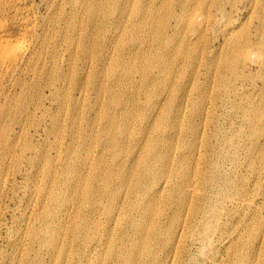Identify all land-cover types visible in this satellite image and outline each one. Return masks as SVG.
I'll return each instance as SVG.
<instances>
[{"label":"rangeland","instance_id":"374dc122","mask_svg":"<svg viewBox=\"0 0 264 264\" xmlns=\"http://www.w3.org/2000/svg\"><path fill=\"white\" fill-rule=\"evenodd\" d=\"M94 1H95V3H94ZM106 1H108V0H103V1L102 0H91V4H93V5H90L91 9H89V10H91V11L87 13L88 15L85 14V11H82L80 8L76 9L75 25L77 24L76 25L77 30H76V28H75V30L78 31V33L76 32V35L79 37V35L84 34L87 37L86 42H85L87 44H85L86 45L85 47H83L81 49L79 48L81 50V51H78V53H77L78 54L77 56H79V58L76 56L77 60H75V64H76V68H77L76 71L77 72H75L76 75H75L74 86L72 87V85H73L72 81L69 80L66 83V88H62V90L60 89L58 91L59 94L57 93L56 96H52V95H50L49 89L43 85L42 89L46 95L43 98V100H44L43 103H45V104H43V106L38 110L34 107L35 106L34 105V99L35 98L31 101L29 100L30 102L28 105V109H29L30 115L28 117L25 116V118L23 120L24 122L22 121V123L25 124V127L27 126V128H25L26 131L28 128H30V127L31 128L28 129L27 136L25 137L26 140L25 139L22 140L20 148L18 147L17 150L14 149V151H12L11 155H10L11 157H13V156L18 157V156H21L20 155L21 153L22 154L25 153L24 156L27 157V160L25 157H23L20 160L22 163L19 161L21 164L18 161L17 162L13 161L14 164H13V162H11L12 163L11 166L9 165L11 163H9V160H8L7 161L8 162L7 168L11 167L10 170L12 172L11 181H10L11 184L9 183V186H8V189L10 191L7 189L9 192L7 190H5L3 192L1 190V186H0V197H2V199L0 198V205H1L0 206V213H1L0 214L1 215L0 216V252L3 251L2 253H0L1 254L0 255V264H4V263L5 264H9V263L13 264V262L15 264L17 259L20 257L19 256L20 251L17 249V246L24 242V241H22V240H24V238L22 239V237L24 235L22 232H25L27 230L26 229L27 228L26 227L27 226L26 220H27L28 216H30V214H31L32 206L35 205L36 203H39V201H37V200L43 199V197H42L43 194L40 191L41 187L39 185L45 186V184H46L48 186V184H50V183H48V184L46 183L45 178H43L44 175H42V174H44L43 172H44L45 168H47L53 164L55 165V163H56V165H55L56 167L54 165H53V167L55 170L57 169L56 172L58 173V176L60 177V176H62L63 171H64V168H63L65 166L64 163L66 162L67 157L69 155H71L73 160L80 163L78 169H79V172L81 173V172L86 171V170H84V169H86V168H84L85 165L83 166V163H81L87 159V157H85V156L94 153V154H92L95 157L94 160H98L100 157L102 160L103 156H100V153H101V155L102 154L105 155L103 161L105 160L107 164H109V161H111L112 166L115 165V166H113L112 178H113V180H115L114 182H117L116 181L117 180L116 178L118 176L117 172L120 171V172H122L121 173L122 177H127L128 172L130 174L131 173L130 171L133 169L132 168V166H133L132 159L133 158L138 159L139 157L143 156L142 154L146 153L145 152L146 149H144L146 146L145 144H147L146 141H148L149 138H155L156 139L157 134H158L159 139H158V137L156 139V142H158L156 144V145H158V146H156V150H157V152H159V151L160 152H159L158 160L156 161V159H155V161L157 162V167L155 166L154 168H151L152 170H154L153 171L154 178H152L153 176L149 177V179L142 181V183L140 185L136 182V184L139 187L137 188L136 191L135 190L133 191V193H134V194L132 193L133 195L131 194L133 196V197L131 196V198L136 199V201H135L136 206L140 205V204H142L143 206L146 205L147 201L142 202L143 199H168L169 198V191L174 193L176 191L175 189H177V191L180 194H177V193H174V194H176L178 196L181 195V197H182L184 195L183 192H184L186 186L189 188V186L185 184L186 179H184V176L182 178L181 174L180 175L171 174L169 179L171 178L172 180L170 179L171 181L169 180L170 182H167L168 185L165 183L163 185L164 186L167 185V186L164 187L162 185V187H164L165 190H161L160 192L154 190L155 188H158V190L160 189V185L162 184L160 181L162 179L161 175H163V172L166 174V171L163 169V166L161 167V165H159V164L163 160V155L167 154V152L169 154H170V152L172 153V154H170L171 155L170 159L172 160V163L170 166H174V164L178 165L182 161L184 162L185 166L186 165L191 166L192 175L190 178L193 179V182L197 181L195 183V185L192 184L193 187H191V188H195L197 190V193H199V194H196V196H194L196 201H194V198L192 200V199H189L191 197L185 198L186 196L185 195H184L185 197L183 196V198L186 200H185V203H183L184 205L183 206L181 205V209L183 207V210L181 211L182 215H180V218H181V216H183L181 218V220L183 222V223H181L182 224L181 227H183V229L181 228L182 230L181 229L180 230L182 232L183 231L184 232L182 233L181 231H179L182 234H180L178 232L177 235L170 234V236H168L166 232L162 231L163 234H161V236H159L160 238L157 239V241L155 242L156 245L155 244L153 245V253L146 256V258H145L146 263L147 264H239L241 262V261L239 262V260H240L239 255H241L240 253L243 251L242 253L244 255L243 254L242 255L245 257V261H246L245 263L246 264H264V235H263L264 234V171L260 172V170L258 169V166H259L258 162H257V164L254 163L253 166L251 165L252 160H254V161L257 160V153L255 150L251 149L249 146L250 145L249 123H248V119H247V110H245V109H247L246 106L248 105L250 98H257V94L260 92V89H261L262 78L264 77V71L260 69V62H262V60H264V0H216L217 6H214V5L210 6L212 4V3H210L211 1L205 0V1H208V3H206V8H205L206 11H204V13H203V19L205 18V20H204L205 23H204V29H203V31L200 30V33L197 32L194 28H192L190 26H188L189 28L186 27L188 24H187L185 19H182L181 24H180V22H175L174 16H172V9L174 8L175 2L177 0H168V3H164V4H163L164 0H159V1L158 0H147L148 3L146 0H140V3L138 2L139 0H131V2L135 1L136 3L135 2L131 3L130 0H126V1H124V0H114V1L109 0L108 2H106ZM194 1H195L194 2L195 4L193 3V0L189 1L190 2L189 6L191 8L194 7L195 5H197V3H198V0H194ZM138 3H139V5L137 7ZM152 3H153V5H152ZM192 3H193V5H190ZM104 4L107 6H104ZM109 4H110V6H113L114 9L112 7H110ZM132 4L133 5L135 4L136 8H135V5L133 7ZM148 4H151L150 6H152V7L147 6ZM165 4H166V6H165ZM124 5H127V6H124ZM159 5H160V7H159ZM208 5L210 6V8ZM139 6H141V7H139ZM99 7H101V8H99ZM127 7H129L130 10ZM147 7L149 9H147ZM161 7L164 9H162ZM168 7H169V9H168ZM94 8H95V10H94ZM142 8H145L148 11H146L145 9H142ZM101 9H102L103 13H102ZM135 9H137V10H135ZM157 9H159V10H157ZM77 10L80 12H78ZM89 10H87V11H89ZM104 10H106V11L108 10V11L105 12ZM162 10L165 12V15H164ZM177 10H178V12H180L178 8H177ZM81 11H82V13H81ZM94 11H96V15L93 16V14H95ZM98 11L101 14H99ZM41 12L43 14H46V8L42 7ZM97 12H98V14H97ZM104 12L107 15H104L105 14ZM122 12L124 13V15ZM128 12H129V14H128ZM144 12L146 14H144ZM153 12H156V13H153ZM151 13H153V15ZM155 15L157 16L156 19H155V17H156ZM81 16H83V17L81 18ZM127 16H129V17H127ZM158 16H159V18H158ZM143 17L145 19H148V21L147 20L145 21V19ZM209 17H210V19H209ZM85 18H87V19H85ZM104 18H107V19L104 20ZM149 18H150V20H149ZM163 18H165L164 19L165 22H164ZM141 19L143 21H141ZM154 19L156 20V22H161V23H159V24L156 23ZM80 20H81V22H80ZM96 20H98L99 23L96 22ZM124 20H125V22H124ZM132 20L134 23H132ZM139 20H140V22H139ZM85 21H87V22H85ZM126 21H128V22H126ZM150 21H151V23H150ZM229 22H231V23H229ZM85 23H87V24H85ZM97 23L100 25L97 26L96 25ZM123 23H126V24L124 25ZM169 23H170V25H169ZM177 23H179V25H177ZM206 23H208V24L205 25ZM129 24L130 25L134 24V25L130 26ZM147 24H148V26H147ZM126 25H127V28H126ZM161 25L167 31L163 27H161ZM99 26H101V27H99ZM150 26H152V27H150ZM156 26L158 27V29ZM166 26H168V27H166ZM134 27H136V28L139 27V29H136ZM141 27H143V28L145 27L146 29L145 28L143 29ZM78 28H80V30H78ZM140 28L143 29L144 34L142 32H141V34H139L140 33L139 31H142ZM148 28H149L150 32L148 31ZM185 28L188 30H186ZM178 29H180L181 32ZM82 30H84L85 32ZM128 30H130L129 34H128L129 36L126 35L128 33ZM144 30H146V31H144ZM183 30H184V32H183ZM96 31H97V33H96ZM99 31L101 33H99ZM133 31H135V32H133ZM136 31H138V34ZM119 32L121 33V35H123V36L126 35V36L122 37ZM160 32H162L161 35H160ZM188 32H190V34ZM122 33H124V34H122ZM179 33H181V34H179ZM97 34H98V37L96 36ZM87 35H89L90 37L92 35L91 39ZM151 35L152 36L154 35L153 38ZM187 35H189L188 36L189 38H187ZM112 36H113V38H112ZM133 36L135 37L134 39L131 38ZM143 36L146 38L144 39ZM164 36H165V38H164ZM169 36H171V38ZM96 37L99 39V41ZM127 37L129 39L131 38L133 41H131V39L129 40ZM197 37H199L201 41ZM201 37H202V39H201ZM141 38H142V40H141ZM93 39H95V41ZM117 39H119V41ZM185 39L186 40L188 39V40L186 41ZM247 39H249V40L247 41ZM88 40H90L91 43L93 42V44H90V41L88 42ZM126 40H127V42H126ZM161 40H163V41L161 42ZM173 40H174V42H172ZM205 40H206V42H205ZM117 41H118V43H120V45L118 43H116ZM95 42H96V44H95ZM131 42H132V44H130ZM157 42H159V43H157ZM126 43H128L129 45ZM139 43H142V44L144 43L143 46H145V47H143L142 44H139ZM206 43H207V45H206ZM100 44H101V46H99ZM115 44H116V46H115ZM195 44H197V46ZM200 44H201V46H200ZM160 45H161V47H160ZM186 45L189 47H186ZM191 45L193 46V48L191 47ZM123 46H124V48H123ZM114 47H117V48L119 47V48L117 50V48L115 49ZM162 47H163V49H162ZM182 47H184V49ZM185 47H186V49H185ZM253 47H254V50H253L254 53L251 52L252 53L251 54L252 56H251L247 50L250 48H253ZM89 48L93 49V50H90ZM110 48H111V50H110ZM196 48L197 49L199 48V49L197 50ZM83 49H85V51ZM96 49H98V51ZM188 49H190V50H188ZM76 50H78V48H76ZM119 50H120V52H119ZM129 50H130V52H128ZM134 50H136V51H134ZM157 50H159L160 52ZM238 50H240V51H238ZM111 51H112V53H111ZM117 51H118V53H117ZM161 51L162 52L164 51V52L162 53ZM171 51L172 52L175 51L176 54H174L175 52L172 53ZM85 52H87V55H85ZM93 52L95 53V55H97L98 58L94 57L95 55H93L94 54ZM115 52H116V55L118 54V56L115 55ZM123 52H125V53H123ZM135 52L137 54H135ZM83 53L85 56H88V55L89 56L84 57ZM156 53H158V54H156ZM182 53H184L185 55ZM110 54H112V55H110ZM166 54H167V56H166ZM146 55H147L148 59L145 58ZM159 55L161 56V58ZM256 55H257V57H255ZM80 56L82 58L84 57L83 60ZM134 56H135V58H134ZM184 56H186L187 58ZM250 56H251V58H250ZM141 57H142V59H140ZM181 57H182V59H181ZM87 58H90V59H87ZM95 58H97V59H95ZM108 58H109V60H108ZM116 58H118L119 62L117 61ZM119 58H120V60H119ZM149 58H152V59L150 60ZM162 58L165 61H162L163 60ZM200 58H201V60H200ZM225 58L227 59V61L225 60ZM84 59H87V62H85ZM115 59H116V61H115ZM124 59L127 62H123ZM144 59H145V61H144ZM158 59H162V60H158ZM136 60H137V65L135 64ZM154 60H155V62L158 61V63H155ZM168 60H171V61H168ZM222 60L223 61L225 60L226 63H224ZM228 60H229V62H228ZM257 60H260V61L258 62ZM106 61H107V63H106ZM148 61L155 66L151 67L153 65L150 64ZM159 61H161V62H159ZM197 61H200V62H197ZM231 61H232V63H231ZM166 62H167V64H166ZM85 63H87V64H85ZM147 64L148 65L150 64L151 66L149 65V67H148ZM169 64L171 66H169ZM191 64H192V66H190ZM100 65H101V67H100ZM110 65H112V66L110 67ZM113 65H114V67H113ZM118 65H120V66H118ZM138 65H139V67H137ZM146 65H147V68H146ZM164 65H167V66H164ZM231 65H232V67H231ZM85 66H87V67H85ZM178 66H179V68H178ZM233 66H234V68H233ZM126 67H129V68H126ZM130 67L132 69H130ZM187 67H188V69H186ZM111 68L113 70H110ZM117 68L119 69L118 71H117ZM140 68H142V70ZM157 68H159V69H157ZM171 68H172V70H171ZM83 69L87 70V71L89 69L90 71H88V72H90V73L83 74V72H87V71H84ZM153 69H154V71H153ZM163 69L166 72H164ZM106 70H107V72H106ZM145 70L147 71V73ZM108 71L109 72L112 71V72L109 73ZM138 71H139V74H138ZM170 71H172V73ZM130 72L133 74H131ZM135 72L137 73V75ZM168 72H169V74H168ZM214 72H216V73H214ZM117 73H118V76H117ZM122 73H124V74H122ZM164 73L165 74L167 73V74L165 75ZM127 74L128 75L130 74V76H128ZM140 74H141V76H140ZM149 74H150V76H149ZM82 75L85 77H83ZM102 75L105 76V78ZM112 75H113V77H111ZM133 75L135 77L136 76L137 77L135 78ZM108 76H110V78ZM127 76L130 77L129 78L130 80L128 79ZM144 76H145L146 81L149 79L147 81V83H146V81L144 82ZM141 77H143V78H141ZM154 77H155V79H154ZM85 78H88V80H90V81H88ZM116 78L118 79V82L115 81V80H117ZM163 78L165 79V81ZM140 79H143V80L140 81ZM179 79H181V80H179ZM217 79H218V81H216ZM100 80H102L101 81L102 83L100 82ZM120 80L122 81V85H121V82L119 83ZM124 80H125V82H124ZM160 80H162V82ZM82 81H83V84L85 86H89V87H85L81 83ZM105 81H106V83H105ZM136 81H138V82H136ZM169 81H171V82H169ZM95 82H98V83H95ZM132 82H133V84H132ZM154 82L156 84H153ZM222 82H223V84H222ZM88 83H89V85H88ZM117 83H118V85H117ZM159 83H161V85H159ZM164 83H166V84H164ZM186 83H187V85H186ZM103 84H105L106 86ZM110 84H111V86H110ZM138 84L140 85V87ZM101 85H103V87ZM127 85H129V86H127ZM163 85L165 86V88ZM172 85H173V87H172ZM99 86H100V88H99ZM118 86L122 89H120ZM148 86H149V92H148ZM108 87L110 88V90ZM113 87L116 89L117 92L115 91V89ZM123 87L126 90H124ZM144 87L147 89H145ZM170 87H171L172 92L169 91ZM111 88H112V90H111ZM117 88H119L120 90ZM138 88H139V90H138ZM85 89H87V90H85ZM95 89L96 90L98 89V90L96 91ZM105 89H106V91H105ZM121 90H124V91L122 92ZM162 90H164V91H162ZM253 90L254 91L256 90V92H254L255 94L252 96L251 94H252ZM78 91L80 92V94H83V93L84 94L79 96ZM87 91H91V92H87ZM99 91H101V93ZM113 91H115V92H113ZM154 91L155 92L157 91V92L155 93ZM111 92L114 94V96H112ZM124 92H125V94H127L126 96H125ZM133 93H135V95ZM98 94H101V95H98ZM107 94H110V96ZM115 94H116V96H115ZM63 95H64L65 100L63 99ZM65 95L68 96L69 98L68 97L66 98ZM117 95L119 96V99H116ZM120 95H121V98H120ZM173 95L175 97H173ZM82 96L85 98H83ZM97 96H99V98H96ZM113 97L116 100H114ZM58 98H61V99H58ZM74 98H77V99H74ZM126 98H127V100H126ZM151 98H153V99L151 100ZM167 98H168V100H167ZM187 98H188V100H187ZM100 99L101 100L103 99V100L101 101ZM106 99L108 100L107 102H105ZM110 99H112V100H110ZM163 99L165 101L167 100L166 103H164L165 101ZM170 99H171V102L174 101V102H172V104L171 103L169 104ZM248 99H249V101H248ZM62 100L64 102H62ZM84 100H86V101H84ZM94 100L95 101L100 100V101L95 102ZM60 101L62 102L61 104H60ZM77 101H78V103H77ZM113 101H115L116 103ZM65 102H67L69 104H67ZM124 102H125V105H123ZM58 103L62 107L60 105H58ZM64 103H65V105H63ZM97 103L100 104L101 106L96 105ZM101 103H103V104H101ZM117 103H118V105H117ZM153 103H154V105H152ZM73 104L75 105V107H73L74 106ZM76 104H77V106H76ZM92 104H94V105H92ZM166 104L169 105V106L167 105L169 108L166 106ZM108 105H110V106H108ZM120 105H121V107H119ZM133 105H135V106H133ZM95 106H96V108H95ZM43 107H44V109H43ZM115 107L117 109H114ZM127 107H129L130 109ZM161 108L164 109L165 111H163ZM57 109H59V110L57 111ZM94 109H96V111ZM103 109H106L104 111H106L107 115H109V113L113 110L112 111L113 113L111 112L110 114H111V116L113 115L116 118V120L118 118L119 120L122 121V123H121V121L117 120V124H119L118 126L122 127L121 129L114 130L111 126L104 124V123H106V118H104V117H106V114H104L105 112H102ZM119 109H121V111ZM34 110H35V114L33 113ZM97 110H98V113H97ZM126 110H129V111L127 112ZM157 110H159V111H157ZM161 110L164 112V114ZM134 111L136 112V114L133 113ZM39 112H41L40 115L42 116V117L40 116V118H39ZM57 112H58V114H57ZM78 112H80V113H78ZM158 112H159V114H158ZM167 112H169V113H167ZM53 113L55 116L53 115ZM130 113H132V115ZM47 114H49V116ZM116 115H117V117H116ZM121 115H123V116L125 115L124 118ZM140 115H141V118H140ZM51 116H53V117H51ZM57 116L60 118H58ZM102 116H104V117H102ZM153 116L155 118H157V120L154 119ZM98 117H100V118H98ZM101 117H102V119H101ZM131 117H132V119H131ZM136 117H139V118H136ZM28 118H30L32 120L30 121V119H28ZM52 118H53V120H51L52 121V123H51L50 119H52ZM56 118H57V120H56ZM73 118L76 120L74 121ZM133 118H135V120ZM160 118L162 119V121L160 120ZM71 119H72V121H71ZM78 119H79V124H77ZM48 120L50 123L48 122ZM89 120H90V122H89ZM33 121H35V122H33ZM96 121H97L98 125L96 124ZM139 121H140V123H139ZM170 121H172V122H170ZM129 122H131L132 128H133L132 131L135 134L132 132L133 136H130L128 139V137H126V135L127 136H129V135L126 132H124L125 131L124 128H126L127 125L130 126ZM148 122H149V124H148ZM150 122H152L153 124H151ZM156 123L158 124V126L156 125ZM159 123H161V124H159ZM39 124H41V125H39ZM75 124L79 125V126L76 127ZM146 124H147V126H145ZM46 125H47V127H46ZM65 125H67V126H65ZM93 125H95L97 130L95 129V127ZM14 126L16 127L15 128L16 131L21 130V129H19L20 126H18L17 124H15ZM60 126H63V127L59 128ZM71 126H72V128H71ZM73 126H75V127H73ZM123 126H125V127H123ZM150 126H151V128H150ZM33 127H35V128H33ZM48 127H50V129ZM103 127L105 128V130H107V128L109 130H107V132L106 131L103 132V130H104ZM109 127H111V128H109ZM43 128H44V130H42ZM51 128H53V129H51ZM136 128H138V129L136 130ZM58 129L61 130V131L59 130V133L61 135H58ZM111 129H112V132H109ZM139 130H140V133H139ZM55 131H56V133H55ZM85 131H89V132H85ZM101 131H102V133H104V134H102L104 136L101 135ZM142 131H144V132H142ZM148 131L149 132L151 131V133H148ZM42 132H44V133H42ZM71 132H73V135ZM74 132H76V133L74 134ZM96 132H97V134H95V136H94V133H96ZM152 132L156 136L153 135ZM45 133L46 134L48 133V134L46 135ZM88 133H90V134H88ZM112 133L114 134L116 139H118L119 141L121 140L120 142H122V144L126 148L123 147V149H120V151H118L119 149L116 148L117 149V151H116L115 147L113 148V147L109 146V143H107V142H108V139ZM196 133L198 136L196 135ZM32 134H34V136ZM91 134H92V136H90ZM98 134H99V136H98ZM143 134H144V136H143ZM149 134L151 135V137ZM87 135L90 136L92 139H89L90 137L88 138ZM135 135H136V137H135ZM30 136H31V138H30ZM75 136H76V138H75ZM100 137H102V138H100ZM10 138H12V139H10V143H11L10 145L11 146L19 143L18 141L20 139H18V137L14 138L13 133L10 135ZM55 138H56V140H55ZM58 138L60 141L58 140ZM93 138H94V140H93ZM141 138H143V140ZM14 139H16V140H14ZM134 139H135V141L133 142ZM164 139H165V141H164L165 143L163 142ZM12 140H13V142H12ZM72 140L73 141L75 140V141L71 142ZM85 140H87V141H85ZM15 141H16V143H14ZM40 141L41 142L43 141V142L41 143ZM92 141L94 143L93 146H92L93 143H91ZM97 141L99 142V144ZM75 142L76 143L78 142L77 145L75 144ZM50 144H52V145H50ZM69 144H71V145H69ZM140 144H141V147H140ZM72 145L76 146L74 148V150L77 151V152H75V154L73 152L72 153L69 152V151H72V148H73ZM107 145H108V147H107ZM137 145H139V146H137ZM142 145H143V147H142ZM164 145H166V146L168 145V147H167L168 151L164 148V147H166ZM29 146L30 147L33 146V147L30 149ZM85 146H87V147H85ZM89 146H91L93 148L90 147V149H88ZM26 147H27V149H26ZM43 147L44 148L46 147L45 149H47V150H44ZM139 147H140V149H139ZM21 148H23V149H21ZM37 148L41 151H39ZM111 148L114 150H112ZM169 148H170V150H169ZM85 149H87L88 151ZM124 149H126V151ZM81 150H83V151H81ZM91 150L93 152H91ZM107 150L109 153L106 152ZM139 150L140 151L142 150V151L140 152ZM143 150H145V151H143ZM16 151L19 153V155ZM89 152H90V154H89ZM120 153L122 155L123 154L124 155L121 157ZM138 153H139V157H138ZM126 154H127V156H126ZM28 155L32 158V162L29 160L30 157H28ZM42 155H44V157ZM97 156H98V159H97ZM63 157L65 158V160ZM76 157H77V159H76ZM123 158L125 161H122ZM43 159H45V160H43ZM57 159L59 161H57ZM61 160H63V161L60 162ZM82 160H84V161H82ZM121 161H122V163H121ZM155 161H154V163H155ZM57 162H58V164H57ZM96 162L97 161L92 162L91 165L92 166H95V164L97 165ZM59 164H61V165H59ZM111 164H109V165H111ZM254 165H255V167H254ZM118 166L120 168H118ZM19 167H20V169H19ZM17 169H19V170H17ZM194 169H198L199 173H195L193 171ZM114 171L116 173H114ZM79 172L73 171L70 174V178L78 177ZM201 173L204 176H206V180L204 182H202ZM194 174L196 175V178H195ZM163 177H166V175ZM182 182H183V184H182ZM198 182H199V184H198ZM200 182H201V184H200ZM96 184H98V183H96ZM197 184H198V186H197ZM196 186H197V188H196ZM56 187H57V185H56ZM63 187L64 186L62 185L60 188L62 189ZM125 187L126 186H124L122 188V191L124 189L126 190ZM49 188H50V186L47 187L48 190H49ZM64 188L62 189L64 196H69V198L72 197L74 199L79 198L77 196V194L74 193L73 190L71 191V190H68L66 188L64 189ZM198 189L200 191H198ZM181 191H182V193H181ZM37 193L39 196L37 195ZM147 193H150L149 196H147ZM197 196H199V197L197 198ZM36 197H37V199H36ZM183 198H181V199H183ZM3 200L5 201V203ZM252 201H253V203H252ZM33 202H34V204H32ZM190 202H191V204H193V203L196 204L195 206H196L198 211H197L195 216L193 215L192 212H189L188 206L190 207V205H191ZM241 203H244V205ZM40 206H41V204H40ZM160 206H161L160 213L161 214L163 212L165 213V214L163 213L162 221L165 222L166 217H169L172 220L173 213H174V212L170 211L172 209H170L168 206H164L163 204H160ZM245 210H246V212H245ZM142 214L143 213L141 211H137V210L132 211V214L128 213L127 219H126L127 221L125 220V223L123 224L124 229H126V231H127V234L130 235V237L132 236L131 238L134 241H138V238L134 237V230L132 228L131 221L134 219L138 221V218H139V220H141V217L143 219L144 215L142 216ZM170 214H172V215H170ZM106 215H107V218L110 219V222H111V216L112 215L110 216L109 213ZM96 216L98 217L99 215L96 214ZM211 219H212V221H211ZM185 220H186V223H185ZM203 221H208V222L203 223ZM126 223H127V225H126ZM183 224H184V226H183ZM187 225H188V228H187ZM211 226H212V228H211ZM210 229H211V231H210ZM128 230L131 234L128 232ZM19 231H20V233H19ZM254 231H255V233H254ZM198 232H206L205 238L201 237V235H199L200 233H198ZM257 234H259V235H257ZM18 235H19V237H18ZM162 235H163V238H162ZM182 237H183V239H182ZM164 238H166V241L169 239V241L168 242L164 241L165 240ZM17 240H19V242ZM247 240H248V242H246ZM173 242H175V244ZM157 244L160 245V247H158ZM176 244H177V247L175 248ZM242 246L245 248H243ZM13 249H14V251H13ZM136 249L138 250V248H136ZM136 249H135V251H136ZM155 251H156V253H155ZM169 251H170V254L168 253ZM238 251H240V252H238ZM171 253H172V255H171ZM234 253L235 254L238 253L236 255L237 258H236ZM157 254H159L160 256L158 257ZM9 258H10V260H9ZM166 258H168V259H166ZM253 258H254V260H253ZM245 263H242V264H245ZM84 264H86V261Z\"/></svg>","mask_w":264,"mask_h":264},{"label":"bare ground","instance_id":"6f19581e","mask_svg":"<svg viewBox=\"0 0 264 264\" xmlns=\"http://www.w3.org/2000/svg\"><path fill=\"white\" fill-rule=\"evenodd\" d=\"M103 1V0H102ZM109 1V0H108ZM106 1V2H108ZM114 1V0H113ZM126 1V0H124ZM147 1V0H146ZM159 1V0H158ZM166 1V2H165ZM190 1V0H189ZM188 0H177L175 2V6L172 9V16H174L175 22H180L182 19H185L187 22V26H190L192 28H194L197 32L200 33V30L203 31L204 29V20L203 19V13L206 8V3H208V1L205 0H198L197 5H195L194 7H190L189 6V2ZM211 1V2H210ZM209 2L212 3L210 6L214 5L217 6L216 0H210ZM98 2V1H97ZM101 2V1H100ZM111 2V1H110ZM129 2V1H128ZM131 2V0H130ZM135 2V1H132ZM131 2V3H132ZM140 3V0L138 1ZM195 1L193 0V3ZM95 3V1H94ZM118 3V2H117ZM130 3V4H131ZM136 3V2H135ZM139 3L137 4V7L139 5ZM142 3V2H141ZM145 3V2H144ZM148 3V1H147ZM150 3V2H149ZM164 3H168V0H164ZM173 3V2H172ZM190 4V5H193ZM209 3V4H210ZM219 3V2H218ZM106 4V3H105ZM104 6H107L105 5ZM108 4V3H107ZM111 4V3H110ZM109 4V6H110ZM114 4V3H113ZM112 4V5H113ZM116 4V3H115ZM160 4V3H159ZM195 4V3H194ZM93 5L91 4V0H0V186H1V190L4 192L5 190L8 189L9 183L11 181V176H12V172H11V167L7 168V161L9 160V163L11 162H19L21 160V158L25 157L24 154L25 153H21V156L18 157H11V152L15 150H17V148L21 146L22 140L25 139V137L27 136V131L25 128H27V126L25 127V124L22 123V121L24 120L25 116L28 117L29 114V109H28V105L29 102L31 100H33L34 98V107L38 110L40 109L43 104V98L45 95V92L42 89V86L44 85L45 87H47L50 91V95L52 96H56L57 93L59 94V90L62 88H66V83L71 80L72 81V87L75 84V72L76 71V64H75V60L76 56L78 55V51H81L80 49L85 47L87 43L86 42V36L83 34L79 35V37L76 35V32L78 33L77 30V24L75 25V19H76V9L80 8L82 11H85V14H87L88 12H90L91 10V6ZM95 5V4H94ZM123 5V4H122ZM133 5V4H132ZM135 5V4H134ZM133 5V7H134ZM144 5V4H143ZM151 4H148L147 6H150ZM153 5V3H152ZM172 5V4H171ZM219 5V4H218ZM127 6V5H124ZM130 6V5H129ZM145 6V5H144ZM157 6V5H156ZM166 6V4H165ZM209 6V5H208ZM209 6V8H210ZM42 7L46 8V14H43L41 12ZM113 8V6H110ZM121 7V6H120ZM141 7V6H139ZM160 7V5H159ZM163 7V6H162ZM161 7V8H162ZM98 8V7H97ZM96 8V9H97ZM101 8V7H99ZM105 8V7H104ZM109 8V7H108ZM107 8V9H108ZM129 8V7H127ZM136 8V5H135ZM158 8V7H157ZM177 8L179 9L180 12H178ZM208 8V9H209ZM93 9V8H92ZM106 9V8H105ZM114 9V8H113ZM122 9V8H121ZM124 9V8H123ZM138 9V8H137ZM135 9V10H137ZM145 9V8H142ZM147 9H149L147 7ZM147 9H145L146 11H148ZM155 9V8H154ZM160 9V8H159ZM157 9V10H159ZM164 9V8H162ZM169 9V7H168ZM89 10V11H87ZM95 10V8H94ZM111 10V9H110ZM130 10V8H129ZM152 10V9H151ZM156 10V9H155ZM154 10V11H155ZM161 10V9H160ZM78 11V10H77ZM81 11V13H82ZM93 11V10H92ZM102 11V9H101ZM105 12H107L106 10H104ZM122 11V10H121ZM163 11V10H162ZM169 11V10H168ZM208 11V10H207ZM80 12V11H78ZM96 15V11H94ZM99 12V11H98ZM97 12V14H98ZM104 12V13H105ZM135 12V11H134ZM158 12V11H157ZM80 13V14H81ZM84 13V12H83ZM92 13V12H91ZM103 13V11H102ZM109 13V12H108ZM111 13V12H110ZM121 13V12H120ZM123 13V12H122ZM126 13V12H125ZM143 13V12H142ZM156 13V12H153ZM153 13H151L153 15ZM164 15L165 12L163 11ZM162 13V14H163ZM79 14V13H78ZM90 14V13H89ZM99 14H101L99 12ZM112 14V13H111ZM110 14V15H111ZM129 14V12H128ZM144 14H146L144 12ZM159 14V13H158ZM88 15V14H87ZM103 15V14H102ZM104 15H107L106 13ZM103 15V16H104ZM124 15V13H123ZM122 15V16H123ZM143 15V14H142ZM141 15V16H142ZM161 15V14H160ZM78 16V15H77ZM118 16V15H117ZM120 16V15H119ZM156 16V15H155ZM207 16V15H206ZM83 16H81L82 18ZM90 17V16H89ZM96 17V16H95ZM106 17V16H105ZM121 17V16H120ZM129 17V16H127ZM154 17V16H153ZM167 17V16H166ZM101 18V17H100ZM133 18V17H132ZM135 18V17H134ZM144 18V17H143ZM157 18V16L155 17V19ZM159 18V16H158ZM87 19V18H85ZM89 19V18H88ZM97 19V18H96ZM99 19V18H98ZM107 18H104V20ZM122 19V18H121ZM137 19V18H136ZM145 19V18H144ZM153 19V18H152ZM154 19V20H155ZM165 18H163L164 20ZM169 19V18H168ZM210 19V17H209ZM84 20V19H83ZM91 20V19H90ZM112 20V19H111ZM119 20V19H118ZM134 20V19H133ZM132 20V23H134ZM148 21V19H145V21ZM150 20V18H149ZM162 20V19H161ZM170 20V19H169ZM207 20V19H206ZM89 21V20H88ZM93 21V20H92ZM95 21V20H94ZM100 21V20H99ZM131 21V20H130ZM141 21H143L141 19ZM208 21V20H207ZM81 22V20H80ZM87 22V21H85ZM96 22H98V20H96ZM104 22V21H103ZM125 22V20H124ZM128 22V21H126ZM140 22V20H139ZM156 22V20H155ZM165 22V20H164ZM168 22V21H167ZM166 22V23H167ZM174 22V23H175ZM201 22V23H200ZM89 23V22H88ZM93 23V22H92ZM99 23V22H98ZM96 24L97 26L100 24ZM106 23V22H105ZM151 23V21H150ZM156 23H161V22H156ZM163 23V22H162ZM183 23V22H182ZM231 23V22H229ZM263 23V22H262ZM87 24V23H85ZM94 24V23H93ZM118 24V23H117ZM124 25L126 23H123ZM122 24V25H123ZM140 24V23H139ZM142 24V23H141ZM208 23H206L205 25H207ZM84 25V24H83ZM95 25V24H94ZM102 25V24H101ZM121 25V24H120ZM130 25V24H129ZM132 25V24H131ZM130 25V26H131ZM134 25V24H133ZM132 25V26H133ZM138 25V24H137ZM143 25V24H142ZM146 25V24H145ZM152 25V24H151ZM154 25V24H153ZM156 25V24H155ZM167 25V24H166ZM170 25V23H169ZM177 25H179V23H177ZM79 26V25H78ZM92 26V25H91ZM140 26V25H139ZM148 26V24H147ZM85 27V26H84ZM88 27V26H87ZM101 27V26H99ZM106 27V26H105ZM137 27V26H136ZM134 27V28H136ZM152 27V26H150ZM157 27V26H156ZM155 27V28H156ZM161 27H163L161 25ZM168 27V26H166ZM180 27V26H179ZM76 28V30H75ZM89 28V27H88ZM103 28V27H102ZM109 28V27H108ZM118 28V27H117ZM116 28V29H117ZM127 28V25H126ZM130 28V27H129ZM132 28V27H131ZM143 28V27H141ZM140 28V29H141ZM145 28V27H144ZM143 28V29H144ZM154 28V27H153ZM164 28V27H163ZM183 28V27H182ZM189 28V27H188ZM91 29V28H90ZM94 29V28H93ZM99 29V28H98ZM115 29V30H116ZM136 29H139L136 28ZM143 29H141L142 31H139L141 34V32L143 33ZM146 29V28H145ZM158 29V27H157ZM165 29V28H164ZM186 29V28H185ZM193 29V30H194ZM78 30H80V28H78ZM88 30V29H87ZM97 30V29H96ZM102 30V29H101ZM106 30V29H105ZM120 30V29H119ZM118 30V31H119ZM127 30V29H126ZM155 30V29H154ZM161 30V29H160ZM159 30V31H160ZM166 30V29H165ZM180 31V29H178ZM188 30V29H186ZM207 30V29H206ZM84 31V30H82ZM93 31V30H92ZM98 31V30H97ZM96 31V33H97ZM103 31V30H102ZM109 31V30H108ZM121 31V30H120ZM129 31L126 34L127 36H129ZM132 31V30H131ZM146 31V30H144ZM149 31V28H148ZM147 31V32H148ZM152 31V30H151ZM157 31V30H156ZM155 31V32H156ZM167 31V30H166ZM85 32V31H84ZM89 32V31H88ZM117 32V31H116ZM135 32V31H133ZM132 32V33H133ZM138 34V31H136ZM146 32V33H147ZM150 32V31H149ZM181 32V31H180ZM184 32V30H183ZM195 32V31H194ZM205 32V31H204ZM99 33H101L99 31ZM98 33V34H99ZM104 33V32H103ZM107 33V32H106ZM120 33V32H119ZM159 33V32H158ZM162 32H160L161 35ZM171 33V32H170ZM190 34V32H188ZM95 34V33H94ZM98 34L96 35L98 37ZM124 34V33H122ZM136 34V33H135ZM144 34V33H143ZM153 34V33H152ZM155 34V33H154ZM181 34V33H179ZM178 34V35H179ZM117 35V34H116ZM121 35V33H120ZM124 35V36H126ZM134 35V34H133ZM89 36V35H87ZM101 36V35H100ZM99 36V37H100ZM122 37H124L123 35H121ZM139 36V35H138ZM142 36V35H141ZM149 36V35H148ZM152 36V35H151ZM150 36V37H151ZM154 36V35H153ZM152 36V38H153ZM189 35H187V38ZM203 36V35H202ZM92 37V35H91ZM91 37L89 36V38L91 39ZM96 37V38H97ZM105 37V36H104ZM115 37V36H114ZM117 37V36H116ZM144 37V36H143ZM171 38V36H169ZM180 37V36H179ZM200 37V36H199ZM197 37V38H199ZM101 38V37H100ZM106 38V37H105ZM113 38V36H112ZM119 38V37H118ZM128 38V37H127ZM131 38H135L134 36ZM130 38V39H131ZM146 37H144L145 39ZM148 38V37H147ZM156 38V37H155ZM163 38V37H162ZM165 38V36H164ZM98 39V38H97ZM120 39V38H119ZM119 39H117L119 41ZM125 39V38H124ZM129 39V38H128ZM129 39V40H130ZM159 39V38H158ZM176 39V38H175ZM174 39V40H175ZM196 39V38H195ZM202 39V37H201ZM95 41V39H93ZM101 40V39H100ZM121 40V39H120ZM136 40V39H135ZM142 40V38H141ZM140 40V41H141ZM174 40L172 42H174ZM186 40V39H185ZM188 40V39H187ZM186 40V41H187ZM200 40V38H199ZM249 39H247L248 41ZM90 40H88L89 42ZM99 41V39H98ZM109 41V40H108ZM118 41L116 43H118ZM125 41V40H124ZM123 41V42H124ZM131 41H133L131 39ZM145 41V40H144ZM143 41V42H144ZM150 41V40H149ZM158 41V40H157ZM163 40H161L162 42ZM201 41V40H200ZM211 41V40H210ZM246 41V40H245ZM97 42V41H96ZM95 42V44H96ZM104 42V41H103ZM127 42V40H126ZM129 42V41H128ZM151 42V41H150ZM155 42V41H154ZM160 42V41H159ZM157 42V43H159ZM160 42V43H161ZM171 42V43H172ZM197 42V41H196ZM195 42V43H196ZM206 42V40H205ZM98 43V42H97ZM101 43V42H100ZM113 43V42H112ZM164 43V42H163ZM189 43V42H188ZM203 43V42H202ZM201 43V44H202ZM248 43V42H247ZM261 43V42H260ZM77 44V45H76ZM90 44H93V42ZM89 44V45H90ZM106 44V43H105ZM114 44V43H113ZM120 45V43H118ZM128 44V43H126ZM132 44V42L130 43ZM142 44V43H139ZM144 44V43H143ZM142 44V46H143ZM150 44V43H149ZM148 44V45H149ZM200 44V46H201ZM241 44V43H240ZM245 44V43H244ZM118 45V46H119ZM129 45V44H128ZM138 45V44H137ZM157 45V44H156ZM162 45V44H161ZM160 45V47H161ZM171 45V44H170ZM174 45V44H173ZM185 45V44H184ZM197 46V44H195ZM207 45V43H206ZM248 45V44H247ZM92 46V45H91ZM101 46V44L99 45ZM116 46V44H115ZM122 46V45H121ZM126 46V45H125ZM139 46V45H138ZM137 46V47H138ZM141 46V45H140ZM152 46V45H151ZM150 46V47H151ZM199 46V45H198ZM199 46V47H200ZM205 46V45H204ZM244 46V45H243ZM93 47V46H92ZM97 47V46H96ZM110 47V46H109ZM131 47V46H130ZM133 47V46H132ZM136 47V48H137ZM145 47V46H143ZM142 47V48H143ZM167 47V46H166ZM186 47H189L186 45ZM185 47V49H186ZM191 47L193 48V46L191 45ZM237 47V46H236ZM235 47V48H236ZM76 48H78V50H76ZM80 48V49H79ZM88 48V47H87ZM94 48V47H93ZM101 48V47H100ZM99 48V49H100ZM115 49L117 47H114ZM119 48V47H118ZM117 48V50H118ZM122 48V47H121ZM124 48V46H123ZM157 48V47H156ZM171 48V47H170ZM173 48V47H172ZM184 49V47H182ZM195 48V47H194ZM202 48V47H201ZM206 48V47H205ZM244 48V47H243ZM249 48V47H248ZM90 49V48H89ZM109 49V48H108ZM107 49V50H108ZM126 49V48H125ZM124 49V50H125ZM141 49V48H140ZM159 49V48H158ZM163 49V47H162ZM166 49V48H165ZM197 49V48H196ZM199 49V48H198ZM197 49V50H198ZM208 49V48H207ZM246 49V48H245ZM85 51V49H83ZM93 50V49H90ZM95 50V49H94ZM98 51V49H96ZM111 50V48H110ZM123 50V49H122ZM139 50V49H138ZM137 50V51H138ZM143 50V49H142ZM149 50V49H148ZM182 50V49H181ZM190 50V49H188ZM195 50V49H194ZM202 50V49H201ZM204 50V49H203ZM209 50V49H208ZM254 47L248 49V53H250V55L252 54L251 52H253ZM258 50V49H257ZM136 51V50H134ZM147 51V50H146ZM159 51V50H157ZM156 51V52H157ZM185 51V50H184ZM187 51V50H186ZM205 51V50H204ZM240 51V50H238ZM242 51V50H241ZM107 52V51H106ZM114 52V51H113ZM120 52V50H119ZM130 52V50L128 51ZM148 52V51H147ZM146 52V53H147ZM160 52V51H159ZM162 52V51H161ZM164 52V51H163ZM162 52V53H163ZM172 52V51H171ZM175 52V51H174ZM172 52V53H174ZM194 52V51H193ZM192 52V53H193ZM201 52V51H200ZM203 52V51H202ZM243 52V51H242ZM81 53V52H80ZM90 53V52H89ZM94 53V52H93ZM109 53V52H108ZM112 53V51H111ZM118 53V51H117ZM125 53V52H123ZM133 53V52H132ZM187 53V52H186ZM210 53V52H209ZM228 53V52H227ZM244 53V52H243ZM254 53V52H253ZM114 54V53H113ZM121 54V53H120ZM127 54V53H126ZM135 54H137L135 52ZM139 54V53H138ZM142 54V53H141ZM140 54V55H141ZM148 54V53H147ZM158 54V53H156ZM165 54V53H164ZM176 54V52L174 53ZM184 54V53H182ZM194 54V53H193ZM219 54V53H218ZM247 54V53H246ZM257 54V53H256ZM260 54V53H259ZM84 55V53H83ZM85 55H87V52H85ZM84 57H88L85 56ZM92 55V54H91ZM95 55V53L93 54ZM112 55V54H110ZM116 55V52H115ZM178 55V54H177ZM185 55V54H184ZM187 55V54H186ZM189 55V54H188ZM203 55V54H202ZM205 55V54H204ZM101 56V55H100ZM107 56V55H106ZM114 56V55H113ZM118 56V54L116 55ZM120 56V55H119ZM129 56V55H128ZM160 56V55H159ZM164 56V55H163ZM162 56V57H163ZM167 56V54H166ZM246 56V55H245ZM248 56V55H247ZM252 56V55H251ZM250 56V58H251ZM261 56V55H260ZM259 56V57H260ZM79 58V56H77ZM81 57V56H80ZM83 57V58H84ZM94 57H97V55H95ZM110 57V56H109ZM125 57V56H124ZM132 57V56H131ZM151 57V56H150ZM157 57V56H156ZM165 57V56H164ZM186 57V56H184ZM190 57V56H189ZM217 57V56H216ZM257 57V55L255 56ZM82 58V57H81ZM82 58V60H83ZM98 58V57H97ZM95 58V59H97ZM107 58V57H106ZM135 58V56H134ZM133 58V59H134ZM144 58V57H143ZM145 58H147V55L145 56ZM153 58V57H152ZM152 58H149L150 60ZM155 58V57H154ZM159 58V57H158ZM161 58V56H160ZM187 58V57H186ZM206 58V57H205ZM233 58V57H232ZM263 58V57H262ZM90 59V58H87ZM87 59H84L85 62H87ZM92 59V58H91ZM94 59V60H95ZM118 61V58H116ZM115 59V61H116ZM142 59V57L140 58ZM148 59V58H147ZM157 59V58H156ZM163 59V58H162ZM162 59H158V60H162ZM168 59V58H167ZM182 59V57H181ZM190 59V58H189ZM81 60V59H80ZM109 60V58H108ZM120 60V58H119ZM123 60V59H122ZM184 60V59H183ZM201 60V58H200ZM204 60V59H203ZM207 60V59H206ZM225 60L227 61V59L225 58ZM225 60L223 61L224 63ZM141 61V60H140ZM145 61V59H144ZM162 61H165L164 59ZM167 61V60H166ZM171 61V60H168ZM180 61V60H179ZM185 61V60H184ZM183 61V62H184ZM192 61V60H191ZM196 61V60H195ZM256 61V60H255ZM258 62L260 60H257ZM119 62V61H118ZM117 62V63H118ZM123 62H127L124 61ZM133 62V61H132ZM131 62V63H132ZM139 62V61H138ZM149 62V61H148ZM147 62V63H148ZM152 62V61H151ZM155 62V60H154ZM161 62V61H159ZM200 62V61H197ZM210 62V61H209ZM219 62V61H218ZM229 62V60H228ZM227 62V63H228ZM257 62V63H258ZM78 63V62H77ZM82 63V62H81ZM107 63V61H106ZM111 63V62H110ZM109 63V64H110ZM150 63V62H149ZM155 63H158L155 62ZM192 63V62H191ZM232 63V61H231ZM79 64V63H78ZM83 64V63H82ZM87 64V63H85ZM89 64V63H88ZM92 64V63H91ZM95 64V63H94ZM108 64V65H109ZM119 64V63H118ZM122 64V63H121ZM130 64V63H129ZM128 64V65H129ZM133 64V63H132ZM131 64V65H132ZM137 65V60L136 63ZM143 64V63H142ZM152 64V63H150ZM149 64V65H150ZM161 64V63H160ZM167 64V62H166ZM185 64V63H184ZM193 64V63H192ZM192 64L190 66H192ZM200 64V63H199ZM207 64V63H206ZM84 65V64H83ZM90 65V64H89ZM93 65V64H92ZM106 65V64H105ZM127 65V66H128ZM134 65V64H133ZM135 65V66H136ZM148 65V64H147ZM146 65V68H147ZM148 65V67H149ZM153 65V64H152ZM158 65V64H157ZM188 65V64H187ZM202 65V64H201ZM209 65V64H208ZM211 65V64H210ZM215 65V64H214ZM213 65V66H214ZM224 65V64H223ZM230 65V64H229ZM94 66V65H93ZM104 66V65H103ZM102 66V67H103ZM107 66V65H106ZM112 65H110L111 67ZM120 66V65H118ZM125 66V65H124ZM144 66V65H143ZM142 66V67H143ZM151 66V65H150ZM155 65L151 66L154 67ZM160 66V65H159ZM167 66V65H164ZM169 66H171L169 64ZM168 66V67H169ZM173 66V65H172ZM185 66V65H184ZM212 66V65H211ZM222 66V65H221ZM235 66V65H234ZM233 66V68H234ZM87 67V66H85ZM90 67V66H89ZM101 67V65H100ZM109 67V66H108ZM109 67V68H110ZM114 67V65H113ZM112 67V68H113ZM132 67V66H131ZM130 67V69H132ZM139 67V65L137 66ZM145 67V66H144ZM143 67V68H144ZM167 67V68H168ZM182 67V66H181ZM232 67V65H231ZM110 70H113V69ZM123 68V67H122ZM129 68V67H126ZM125 68V69H126ZM134 68V67H133ZM136 68V67H135ZM156 68V67H155ZM154 68V69H155ZM162 68V67H161ZM173 68V67H172ZM171 68V70H172ZM179 68V66H178ZM211 68V67H210ZM85 69V68H84ZM83 69V70H84ZM106 69V68H105ZM104 69V70H105ZM115 69V68H114ZM137 69V68H136ZM139 69V68H138ZM142 70V68H140ZM153 69V71H154ZM159 69V68H157ZM166 69V68H165ZM170 69V68H169ZM188 69V67L186 68ZM216 69V68H215ZM221 69V68H220ZM227 69V68H226ZM260 69L264 71V60H262V62H260ZM81 70V69H80ZM93 70V69H92ZM119 69L117 68V71ZM162 70V69H161ZM194 70V69H193ZM196 70V69H195ZM234 70V69H233ZM87 71V70H84ZM88 71H90L88 69ZM83 72V74L85 73H90V72ZM103 71V70H102ZM115 71V70H114ZM126 71V70H125ZM129 71V70H128ZM132 71V70H131ZM136 71V70H135ZM146 71V70H145ZM164 71V69H163ZM187 71V70H186ZM231 71V70H230ZM238 71V70H237ZM101 72V71H100ZM107 72V70H106ZM109 72V71H108ZM112 72V71H110ZM109 72V73H110ZM134 72V71H133ZM166 72V71H164ZM172 73V71H170ZM184 72V71H183ZM220 72V71H219ZM218 72V73H219ZM131 73V72H130ZM136 73V72H135ZM147 73V71H146ZM156 73V72H155ZM200 73V72H199ZM212 73V72H211ZM216 73V72H214ZM101 74V73H100ZM105 74V73H104ZM115 74V73H114ZM121 74V73H120ZM124 74V73H122ZM126 74V73H125ZM133 74V73H131ZM139 74V71H138ZM158 74V73H157ZM156 74V75H157ZM163 74V73H162ZM165 74V73H164ZM167 74V73H166ZM165 74V75H166ZM169 74V72H168ZM186 74V73H185ZM78 75V74H77ZM90 75V74H89ZM99 75V74H98ZM106 75V74H105ZM111 75V74H110ZM128 75V74H127ZM135 75V74H134ZM133 75V76H134ZM137 75V73H136ZM147 75V74H146ZM159 75V74H158ZM196 75V74H195ZM199 75V74H198ZM83 76V75H82ZM81 76V77H82ZM93 76V75H92ZM100 76V75H99ZM103 76V75H102ZM115 76V75H114ZM118 76V73H117ZM125 76V75H124ZM130 76V74L128 75ZM127 76V77H128ZM141 76V74H140ZM150 76V74H149ZM215 76V75H214ZM85 77V76H83ZM105 78V76H103ZM110 78V76H108ZM113 77V75L111 76ZM135 77V76H134ZM133 77V78H134ZM137 77V76H136ZM135 77V78H136ZM148 77V76H147ZM152 77V76H151ZM167 77V76H166ZM186 77V76H185ZM221 77V76H220ZM231 77V76H230ZM98 78V77H97ZM130 77H128L129 79ZM143 78V77H141ZM162 78V77H161ZM218 78V77H217ZM88 80V78H85ZM92 79V78H91ZM117 79V78H116ZM127 79V78H126ZM148 79V78H147ZM153 79V78H152ZM155 79V77H154ZM164 79V78H163ZM219 79V78H218ZM218 79L216 81H218ZM105 80V79H104ZM103 80V81H104ZM130 80V79H129ZM143 79H140V81ZM149 80V79H148ZM147 80V81H148ZM181 80V79H179ZM225 80V79H224ZM90 81V80H88ZM87 81V82H88ZM102 80H100L101 82ZM118 82V79L115 80ZM139 81V80H138ZM136 81V82H138ZM145 76H144V82H145ZM146 81V83H147ZM162 82V80H160ZM165 81V79H164ZM172 81V80H171ZM169 81V82H171ZM85 82V81H84ZM99 82V81H98ZM95 82V83H98ZM108 82V81H107ZM114 82V81H113ZM121 82L122 85V81L120 80L119 83ZM125 82V80H124ZM221 82V81H220ZM79 83V82H78ZM83 84V81L81 82ZM93 83V82H92ZM102 83V82H101ZM104 83V82H103ZM106 83V81H105ZM112 83V82H111ZM127 83V82H126ZM130 83V82H129ZM145 83V84H146ZM80 84V83H79ZM128 84V83H127ZM133 84V82H132ZM153 84H156L155 82ZM166 84V83H164ZM223 84V82H222ZM84 85V84H83ZM89 85V83H88ZM100 85V84H99ZM105 85V84H103ZM103 85H101L103 87ZM116 85V84H115ZM118 85V83H117ZM126 85V84H125ZM130 85V84H129ZM127 85V86H129ZM139 85V84H138ZM150 85V84H149ZM159 85H161V83H159ZM168 85V84H167ZM171 85V84H170ZM187 85V83H186ZM78 86V85H77ZM85 86V85H84ZM106 86V85H105ZM104 86V87H105ZM111 86V84H110ZM124 86V85H123ZM131 86V85H130ZM135 86V85H134ZM144 86V85H143ZM146 86V85H145ZM164 86V85H163ZM71 87V88H72ZM82 87V86H81ZM85 87H89V86H85ZM98 87V86H97ZM116 87V86H115ZM119 87V86H118ZM140 87V85H139ZM173 87V85H172ZM184 87V86H183ZM79 88V87H78ZM77 88V89H78ZM84 88V87H83ZM100 88V86H99ZM109 88V87H108ZM114 88V87H113ZM120 88V87H119ZM117 88V89H119ZM124 88V87H123ZM127 88V87H126ZM133 88V87H132ZM137 88V87H136ZM142 88V87H141ZM140 88V89H141ZM145 88V87H144ZM165 88V86H164ZM167 88V87H166ZM185 88V87H184ZM82 89V88H81ZM90 89V88H89ZM102 89V88H101ZM115 89V88H114ZM122 89V88H120ZM119 89V90H120ZM129 89V88H128ZM147 89V88H145ZM159 89V88H158ZM83 90V89H82ZM87 90V89H85ZM96 90V89H95ZM94 90V91H95ZM98 90V89H97ZM96 90V91H97ZM110 90V88H109ZM112 90V88H111ZM124 90H126L124 88ZM124 90H121L122 92ZM137 90V89H136ZM139 90V88H138ZM156 90V89H155ZM72 91V90H71ZM76 91V90H75ZM102 91V90H101ZM101 91H99L101 93ZM104 91V90H103ZM106 91V89H105ZM104 91V92H105ZM116 91V89H115ZM113 91V92H115ZM120 91V92H121ZM129 91V90H128ZM146 91V90H145ZM152 91V90H151ZM164 91V90H162ZM166 91V90H165ZM171 87H170V90ZM61 92V91H60ZM79 92V91H78ZM83 92V91H82ZM87 92H91V91H87ZM98 92V93H99ZM110 92V91H109ZM117 92V91H116ZM121 92V93H122ZM135 92V91H134ZM148 92H149V86H148ZM155 92V91H154ZM157 92V91H156ZM155 92V93H156ZM159 92V91H158ZM254 92H256V90L252 92V96L255 94ZM49 93V92H48ZM97 93V92H96ZM95 93V94H96ZM169 93V92H168ZM177 93V92H176ZM78 94V93H77ZM84 94V93H83ZM80 94L79 92V96L83 95ZM112 96H114V94L111 92ZM120 94V93H119ZM125 94V92H124ZM135 95V93H133ZM132 94V95H133ZM151 94V93H150ZM161 94V93H160ZM72 95V94H71ZM101 95V94H98ZM110 96V94H107ZM127 94H125L126 96ZM153 95V94H152ZM172 95V94H171ZM116 96V94H115ZM124 96V95H123ZM137 96V95H136ZM150 96V95H149ZM168 96V95H167ZM62 97V96H61ZM65 97L67 98L68 96L65 95ZM71 97V96H70ZM83 97V96H82ZM106 97V96H105ZM146 97V96H145ZM159 97V96H158ZM172 97V96H171ZM170 97V98H171ZM173 97H175L173 95ZM251 97V96H250ZM249 97V98H250ZM69 98V97H68ZM81 98V97H80ZM85 98V97H83ZM88 98V97H87ZM96 98H99V96H97ZM101 98V97H100ZM104 98V97H103ZM114 98V97H113ZM121 98V95H120ZM131 98V97H130ZM46 99V98H45ZM61 99V98H58ZM63 99H64V95H63ZM77 99V98H74ZM82 99V98H81ZM119 99V96L117 95V98ZM114 98V100H116ZM124 99V98H123ZM135 99V98H134ZM153 98H151L152 100ZM173 99V98H172ZM175 99V98H174ZM30 100V101H29ZM57 100V99H56ZM65 100V99H64ZM79 100V99H78ZM101 100V99H100ZM99 100V101H100ZM103 100V99H102ZM101 100V101H102ZM112 100V99H110ZM127 100V98H126ZM130 100V99H129ZM128 100V101H129ZM160 100V99H159ZM164 100V99H163ZM168 100V98H167ZM166 100V101H167ZM186 100V99H185ZM188 100V98H187ZM52 101V100H51ZM59 101V100H58ZM86 101V100H84ZM95 101V100H94ZM98 101V100H96ZM95 101V102H96ZM98 101V102H99ZM108 100L106 99L105 102H107ZM118 101V100H117ZM149 101V100H148ZM165 101V100H164ZM166 101L164 103H166ZM169 104L174 101L171 102V99L169 100ZM249 101V99H248ZM54 102V101H53ZM62 102H64L62 100ZM60 101V104L62 103ZM68 102V101H67ZM65 102V103H67ZM76 102V101H75ZM115 102V101H113ZM123 102V101H122ZM65 103L63 105H65ZM78 103V101H77ZM112 103V102H111ZM116 103V102H115ZM131 103V102H130ZM136 103V102H135ZM146 103V102H145ZM168 103V102H167ZM58 103V105H60ZM69 104V103H67ZM80 104V103H79ZM78 104V105H79ZM95 104V103H94ZM92 104V105H94ZM103 104V103H101ZM105 104V103H104ZM108 104V103H107ZM110 104V103H109ZM114 104V103H113ZM112 104V105H113ZM123 104V103H122ZM137 104V103H136ZM135 104V105H136ZM158 104V103H157ZM74 105V104H73ZM96 105H100V104H96ZM116 105V104H115ZM118 105V103H117ZM125 105V102L124 104ZM133 105V106H135ZM154 105V103L152 104ZM168 104H166L167 106ZM54 106V105H53ZM52 106V107H53ZM61 106V105H60ZM77 106V104H76ZM80 106V105H79ZM101 106V105H100ZM99 106V107H100ZM107 106V105H106ZM110 106V105H108ZM127 106V105H126ZM169 106V105H168ZM167 106V107H168ZM46 107V106H45ZM62 107V106H61ZM75 107V105L73 106ZM93 107V106H92ZM104 107V106H103ZM117 107V106H116ZM114 109H117V108ZM121 107V105L119 106ZM137 107V106H136ZM152 107V106H151ZM154 107V106H153ZM157 107V106H156ZM155 107V108H156ZM96 108V106H95ZM98 108V107H97ZM101 108V107H100ZM113 108V107H112ZM111 108V109H112ZM129 108V107H127ZM134 108V107H133ZM141 108V107H140ZM165 108V107H164ZM169 108V107H168ZM172 108V107H171ZM245 108V107H244ZM247 109V119H248V123H249V141H250V148L255 150L257 153V160L254 161L252 160V166L254 163L259 164L258 169L260 170V172L264 171V77L262 78V85H261V89L260 92L257 94V98H250V101L248 103V105L246 106ZM44 109V107H43ZM50 109V108H49ZM68 109V108H67ZM75 109V108H74ZM93 109V108H92ZM130 109V108H129ZM162 109V108H161ZM59 109H57L58 111ZM96 111V109H94ZM106 109H103L102 112H105L104 114H106V111H104ZM121 111V109H119ZM137 110V109H136ZM135 110V111H136ZM140 110V109H139ZM154 110V109H153ZM160 110V109H159ZM157 110V111H159ZM163 111H165L164 109H162ZM161 110V111H162ZM41 111V110H40ZM47 111V110H46ZM79 111V110H78ZM101 111V110H100ZM110 111V110H109ZM113 111V110H112ZM111 111V112H112ZM119 111V112H120ZM124 111V110H123ZM127 112L129 110H126ZM133 112L136 114V112ZM148 111V110H147ZM162 111V112H163ZM169 111V110H168ZM33 112V111H32ZM42 112V111H41ZM39 112V118H40V113ZM67 112V111H66ZM110 112V113H111ZM132 112V111H131ZM161 112V113H162ZM31 113V112H30ZM35 114V110L33 112ZM80 113V112H78ZM98 113V110H97ZM96 113V114H97ZM109 113V112H108ZM109 113V115L106 114V123H104L105 125L111 126L114 130H118L121 129L122 127H119L117 124V120L121 121L116 118ZM113 113V112H112ZM160 113V114H161ZM169 113V112H167ZM199 113V112H198ZM246 113V112H245ZM32 114V113H31ZM43 114V113H42ZM58 114V112H57ZM119 114V113H118ZM117 114V115H118ZM124 114V113H123ZM132 115V113H130ZM134 114V115H135ZM140 114V113H139ZM157 114V113H156ZM159 114V112H158ZM164 114V112H163ZM166 114V113H165ZM37 115V114H36ZM45 115V114H44ZM49 116V114H47ZM54 115V113H53ZM98 115V114H97ZM116 115V117H117ZM128 115V114H127ZM130 115V116H131ZM168 115V114H167ZM47 116V117H48ZM55 116V115H54ZM60 116V115H59ZM81 116V115H80ZM96 116V115H95ZM101 116V115H100ZM123 116V115H121ZM125 116V115H124ZM123 116V118H124ZM136 116V115H135ZM144 116V115H143ZM161 116V115H160ZM159 116V117H160ZM164 116V115H163ZM31 117V116H30ZM34 117V116H33ZM32 117V118H33ZM37 117V116H36ZM42 117V116H41ZM44 117V116H43ZM46 117V118H47ZM53 117V116H51ZM58 117V116H57ZM70 117V116H69ZM79 117V116H78ZM77 117V118H78ZM101 117V119H102ZM119 117V116H118ZM128 117V116H127ZM126 117V118H127ZM134 117V116H133ZM154 117V116H153ZM170 117V116H169ZM244 117V116H243ZM38 118V117H37ZM38 118V119H39ZM55 118V117H54ZM60 118V117H58ZM97 118V117H96ZM100 118V117H98ZM120 118V117H119ZM139 118V117H136ZM141 118V115H140ZM30 119V118H28ZM69 119V118H68ZM74 119V118H73ZM129 119V118H128ZM132 119V117H131ZM135 120V118H133ZM154 119L157 120V118L154 117ZM167 119V118H166ZM32 119H30L31 121ZM52 119H50V122L52 123ZM57 120V118H56ZM55 120V121H56ZM64 120V119H63ZM62 120V121H63ZM76 119H74L75 121ZM93 120V119H92ZM91 120V121H92ZM160 120L162 121V119L160 118ZM29 121V120H28ZM29 121V122H30ZM72 121V119H71ZM81 121V120H80ZM100 121V120H99ZM145 121V120H144ZM159 121V120H158ZM24 122V121H23ZM35 122V121H33ZM49 122V120H48ZM49 122V123H50ZM61 122V121H60ZM90 122V120H89ZM94 122V121H93ZM128 122V121H127ZM138 122V121H137ZM147 122V121H146ZM172 122V121H170ZM58 123V122H57ZM77 123V122H76ZM95 123V122H94ZM122 123V121H121ZM135 123V122H134ZM140 123V121H139ZM151 124H153L152 122H150ZM155 123V122H154ZM174 123V122H173ZM15 124H17L18 126H20L19 129H21L19 132L16 131V127L14 126ZM31 124V123H30ZM35 124V123H34ZM38 124V123H37ZM79 124V119H78V123ZM97 124V121H96ZM129 125H125L126 128L124 132H126L129 136L126 135V137L133 136L132 135V124L131 122H129ZM149 124V122H148ZM161 124V123H159ZM32 125V124H31ZM41 125V124H39ZM50 125V124H49ZM61 125V124H60ZM74 125V124H73ZM76 125V124H75ZM98 125V124H97ZM141 125V124H140ZM156 125L158 126V124L156 123ZM30 126V125H29ZM36 126V125H35ZM43 126V125H42ZM67 126V125H65ZM79 125H76V127ZM95 127V125H93ZM92 126V127H93ZM102 126V125H101ZM123 126V127H125ZM139 126V125H138ZM147 126V124L145 125ZM155 126V125H154ZM153 126V127H154ZM37 127V126H36ZM47 127V125H46ZM63 126H60L59 128H61ZM75 127V126H73ZM99 127V126H98ZM109 127V128H111ZM149 127V126H148ZM156 127V126H155ZM171 127V126H170ZM35 128V127H33ZM50 129V127H48ZM55 128V127H54ZM72 128V126H71ZM81 128V127H80ZM79 128V129H80ZM104 128V127H103ZM135 128V127H134ZM141 128V127H140ZM145 128V127H144ZM151 128V126H150ZM53 129V128H51ZM67 129V128H66ZM96 129V127H95ZM99 129V128H98ZM138 128H136L137 130ZM44 130V128L42 129ZM58 129V135H61L59 133ZM68 130V129H67ZM82 130V129H81ZM97 130V129H96ZM107 130H109L107 128ZM107 130H103L107 132ZM148 130V129H147ZM158 130V129H157ZM156 130V131H157ZM61 131V130H60ZM78 131V130H77ZM94 131V130H93ZM145 131V130H144ZM142 131V132H144ZM153 131V130H152ZM30 132V131H29ZM32 132V131H31ZM36 132V131H35ZM38 132V131H37ZM47 132V131H46ZM79 132V131H78ZM81 132V131H80ZM85 132H89V131H85ZM112 132V129L109 131ZM108 132V133H109ZM13 133L14 138L18 137V139H20L16 145L14 143H16V141L12 144L13 146H11L10 144V135ZM39 133V132H38ZM44 133V132H42ZM50 133V132H49ZM56 133V131H55ZM62 133V132H61ZM73 135V132H71ZM76 132H74L75 134ZM134 133V132H133ZM140 133V130H139ZM146 133V132H145ZM148 133H151V131ZM153 133V132H152ZM156 133V132H155ZM180 133V132H179ZM184 133V132H183ZM248 133V132H247ZM46 134V133H45ZM48 134V133H47ZM46 134V135H47ZM63 134V133H62ZM85 134V133H84ZM90 134V133H88ZM96 133H94L95 136ZM104 134L101 131V135ZM110 134V133H109ZM135 134V133H134ZM142 134V133H141ZM166 134V133H165ZM34 136V134H32ZM39 135V134H38ZM41 135V134H40ZM150 135V134H149ZM148 135V136H149ZM153 135H155L153 133ZM195 135V134H194ZM197 135V133H196ZM50 136V135H49ZM54 136V135H53ZM56 136V135H55ZM92 136V134L90 135ZM90 136L87 135V137L89 138ZM99 136V134H98ZM97 136V137H98ZM104 136V135H102ZM144 136V134H143ZM156 136V135H155ZM198 136V135H197ZM42 137V136H41ZM58 137V136H57ZM62 137V136H61ZM136 137V135H135ZM151 137V135H150ZM158 137V134H157ZM156 137V139H157ZM177 137V136H176ZM31 138V136H30ZM39 138V137H38ZM46 138V137H45ZM48 138V137H47ZM50 138V137H49ZM76 138V136H75ZM95 138V137H94ZM93 138V140H94ZM102 138V137H100ZM99 138V139H100ZM105 138V137H104ZM145 138V137H144ZM147 138V137H146ZM34 139V138H33ZM52 139V138H51ZM72 139V138H71ZM89 139H92L91 137ZM108 139V138H107ZM106 139V140H107ZM143 140V138H141ZM155 138H149L147 142V144H145V154H142L143 156L139 157V153H138V159L133 158V166H132V170L130 171L131 173L128 175L127 177H122L120 171H118V176H117V182H114L115 180H113L112 176H113V165L111 164V161H109V164L106 163V161L104 159V154L100 156H103V159L101 160V157L98 160H94V156L92 154L87 155L85 157H87V159L83 163L84 172H79V164L77 161L73 160L72 156L69 155L66 159V162L64 163L65 166L64 171L62 176H58V173L56 172L57 169L55 170L53 165L45 168L44 170V177L46 180V183H50L48 184V186H50L49 190L47 189V185L45 184V186H41L39 185L40 191L43 194L42 197L43 199L41 200H37L39 201V203H36L35 205L32 206L31 209V214L30 216H28L27 220H26V224H27V230L25 232H22L24 235L22 237V239L24 238V241L22 244L17 246V249L20 251V257L17 259V261L15 262V264H84L86 261V264H147L145 261V258L147 255H150L153 253V245L155 244V242L157 241V239H159L161 236L162 231L166 232L168 236H170V234L172 235H177V233L179 231H181L183 229L182 224V220L181 218L183 216L181 211L183 210V207L181 209V205L183 206L185 203V200L183 198V196L185 198L191 197L189 199L194 198V196H196L197 190L195 188H191L193 187L192 184L195 185V183L197 182H193V179H191V175H192V170H191V166L189 165H184V162L182 161L181 163H179L178 165L174 166H170L172 163V160L170 159L172 154L170 152V154L167 152V154L163 155V160L162 162L159 164L161 165V167L163 166V169L166 171V174L163 172V175H161L162 179L161 181V185H160V189L158 190V188H155L154 190L160 192L161 190H165L164 187L168 185L167 182H170L171 180L169 179L171 174H177L184 176V179H186V185L189 186V188L186 186L184 192H183V196L181 197L174 194H180L177 189H175L176 191L174 193H172L171 191H169V198L168 199H143L142 202L147 201L146 205H137L135 204L136 199H132L131 196L134 194L133 191L137 190V188L139 187L136 182L140 185L142 183V181L149 179V177L153 176V171L151 168H154L155 166L157 167V160H158V156H159V152H157L156 150V145L158 142H156ZM159 139V137H158ZM16 140V139H14ZM26 140V139H25ZM43 140V139H42ZM48 140V139H47ZM56 140V138H55ZM54 140V141H55ZM59 140V138H58ZM57 140V141H58ZM39 141V140H38ZM60 141V140H59ZM75 141V140H74ZM73 140L71 142H74ZM79 141V140H78ZM87 141V140H85ZM101 141V140H100ZM121 141V140H120ZM118 139H116V137L114 136V134L112 133L111 136L108 139L109 146L110 147H115V150L117 151L116 148H118L120 151V149L126 148L122 142H120ZM126 141V140H125ZM135 141V139L133 140V142ZM138 141V140H137ZM141 141V140H140ZM165 141V139L163 140V142ZM13 142V140H12ZM30 142V141H29ZM41 142V141H40ZM43 142V141H42ZM41 142V143H42ZM98 142V141H97ZM78 143V142H77ZM77 143L75 142V144L77 145ZM90 143V142H89ZM93 143V141L91 142ZM124 143V142H123ZM129 143V142H128ZM165 143V142H164ZM34 144V143H33ZM46 144V143H45ZM49 144V143H48ZM74 144V143H73ZM99 144V142H98ZM132 144V143H131ZM139 144V143H138ZM142 144V143H141ZM140 144V147H141ZM25 145V144H24ZM23 145V146H24ZM52 145V144H50ZM71 145V144H69ZM81 145V144H80ZM94 145V143L92 144V146ZM135 145V144H134ZM26 146V145H25ZM34 146V145H33ZM32 146V147H33ZM44 146V145H43ZM67 146V145H66ZM104 146V145H103ZM128 146V145H127ZM132 146V145H131ZM139 146V145H137ZM166 146V145H164ZM28 147V146H27ZM26 147V149H27ZM30 147V146H29ZM30 147V149L32 148ZM36 147V146H35ZM71 147V146H70ZM72 151L69 152H73L75 154L74 148L76 146L72 145ZM87 147V146H85ZM91 146L88 147V149H90ZM95 147V146H94ZM97 147V146H96ZM108 147V145H107ZM139 147V149H140ZM143 147V145H142ZM161 147V146H160ZM168 145L166 147H164L166 150ZM44 148V147H43ZM46 148V147H45ZM44 150H47L45 149ZM51 148V147H50ZM93 148V147H91ZM171 148V147H170ZM169 148V150H170ZM23 149V148H21ZM25 149V150H26ZM38 149V148H37ZM41 149V148H40ZM70 149V148H69ZM97 149V148H96ZM112 149V148H111ZM134 149V148H133ZM172 149V148H171ZM176 149V148H175ZM20 150V149H19ZM39 150V149H38ZM43 150V151H44ZM60 150V149H59ZM87 150V149H85ZM101 150V149H100ZM114 150V149H112ZM126 151V149H124ZM123 150V151H124ZM33 151V150H32ZM41 151V150H39ZM83 151V150H81ZM88 151V150H87ZM105 151V150H104ZM124 151V152H125ZM135 151V150H134ZM140 151V150H139ZM142 151V150H141ZM140 151V152H141ZM165 151V150H164ZM168 151V150H167ZM172 151V150H171ZM174 151V150H173ZM17 152V151H16ZM15 152V153H16ZM22 152V151H21ZM46 152V151H45ZM91 152H93L91 150ZM101 152V151H100ZM108 152V150L106 151ZM114 152V151H113ZM112 152V153H113ZM133 152V151H132ZM252 152V151H251ZM18 153V152H17ZM44 153V152H43ZM57 153V152H56ZM105 153V152H104ZM109 153V152H108ZM119 153V152H118ZM166 153V152H165ZM176 153V152H175ZM253 153V152H252ZM255 153V154H256ZM73 154V155H74ZM97 154V153H96ZM121 154V153H120ZM162 154V153H161ZM164 154V153H163ZM251 154V153H250ZM15 155V154H14ZM19 155V153H18ZM35 155V154H34ZM68 155V154H67ZM118 155V154H117ZM124 155V154H123ZM121 154V157L123 156ZM36 156V155H35ZM44 157V155H42ZM60 156V155H59ZM63 156V155H62ZM84 156V155H83ZM109 156V155H108ZM112 156V155H111ZM110 156V157H111ZM114 156V155H113ZM116 156V155H115ZM120 156V155H119ZM127 156V154H126ZM137 156V155H136ZM161 156V155H160ZM28 157H30L28 155ZM40 157V156H39ZM42 157V158H43ZM61 157V156H60ZM59 157V158H60ZM79 157V156H78ZM134 157V156H133ZM27 160V157H25ZM47 158V157H46ZM64 158V157H63ZM114 158V157H113ZM127 158V157H126ZM160 158V157H159ZM162 158V157H161ZM77 159V157H76ZM82 159V158H81ZM85 159V158H84ZM108 159V158H107ZM112 159V158H111ZM117 159V158H116ZM154 159V160H153ZM156 159V161H155ZM25 160V159H24ZM25 160V161H26ZM29 160L32 162V158L30 157ZM45 160V159H43ZM65 160V158H64ZM80 160V159H79ZM97 161V165L95 164V166H92V162ZM129 160V159H128ZM174 160V159H173ZM29 161V162H30ZM57 161H59L57 159ZM63 160H61L60 162H62ZM114 161V160H113ZM122 161H125L124 158ZM121 161V163H122ZM127 161V160H126ZM155 161V163H154ZM160 161V160H159ZM13 162V164H14ZM21 162V161H20ZM19 162V163H20ZM40 162V161H39ZM22 163V162H21ZM20 163V164H21ZM55 163V162H54ZM113 163V162H112ZM128 163V162H127ZM159 163V162H158ZM17 164V163H16ZM15 164V165H16ZM58 164V162H57ZM255 164V165H256ZM10 166L12 165L9 164ZM56 165V163H55ZM54 165V166H55ZM61 165V164H59ZM58 165V166H59ZM123 165V164H122ZM131 165V164H130ZM254 165V167H255ZM57 166V167H58ZM117 166V165H116ZM56 167V166H55ZM122 167V166H121ZM257 167V166H256ZM18 168V167H17ZM31 168V167H30ZM61 168V167H60ZM118 168H120L118 166ZM128 168V167H127ZM130 168V167H129ZM249 168V167H248ZM20 169V167H19ZM17 169V170H19ZM43 169V168H42ZM128 170V169H127ZM126 170V171H127ZM156 170V169H155ZM35 171V170H34ZM62 171V170H61ZM73 171H78V177L76 178H70V174ZM83 171V170H82ZM122 171V170H121ZM195 173H199L198 169H194L193 170ZM17 172V171H16ZM15 172V173H16ZM193 172V173H194ZM77 173V172H76ZM114 173H116L114 171ZM125 173V172H124ZM248 173V172H247ZM38 174V173H37ZM260 174V173H259ZM16 175V174H15ZM124 175V174H123ZM126 175V174H125ZM160 175V174H159ZM166 177H163L165 176ZM176 175V176H177ZM195 175V174H194ZM202 182H204L206 180V176H204L202 173ZM14 176V175H13ZM59 178H58V177ZM157 176V175H156ZM204 176V177H203ZM160 177V176H159ZM160 177V178H161ZM35 178V177H34ZM154 178V176L152 177ZM156 178V177H155ZM178 178V177H177ZM193 178V177H192ZM196 178V175H195ZM205 178V179H204ZM14 179V178H13ZM16 179V178H15ZM41 179V178H40ZM200 179V178H199ZM198 179V180H199ZM260 179V178H259ZM36 180V179H35ZM38 180V179H37ZM159 180V179H158ZM170 180V181H169ZM200 181V180H199ZM15 182V181H14ZM34 182V181H33ZM158 182V181H157ZM13 183V182H12ZM43 183V182H42ZM98 183V184H96ZM167 184V185H163V184ZM206 183V182H205ZM11 184V183H10ZM36 184V183H35ZM126 184V185H125ZM152 184V183H151ZM183 184V182H182ZM199 184V182H198ZM197 184V186H198ZM201 184V182H200ZM204 184V183H203ZM207 184V183H206ZM43 185V184H42ZM57 185V187H56ZM64 186L66 189L68 190H73L75 194H77V196L79 198L74 199L72 197L69 198V196H64L63 195V191L62 189L64 188H60L61 186ZM162 185L164 187H162ZM11 186V185H10ZM126 186V190L124 189L122 191V188ZM196 186V188H197ZM256 186V185H255ZM262 186V185H261ZM154 187V186H153ZM159 187V186H158ZM180 187V186H179ZM34 188V187H33ZM37 188V187H36ZM39 188V187H38ZM64 188V189H65ZM144 188V187H143ZM259 188V187H258ZM180 189V188H179ZM9 190V189H8ZM7 190V191H8ZM36 190V189H35ZM10 191V190H9ZM8 191V192H9ZM37 191V190H36ZM198 191H200L198 189ZM38 192V191H37ZM245 192V191H244ZM7 193V192H6ZM26 193V192H25ZM124 193V194H123ZM133 193V194H132ZM182 193V191H181ZM36 194V193H35ZM34 194V195H35ZM132 194V195H131ZM150 193H147V196H149ZM38 195V193H37ZM39 196V195H38ZM76 196V195H75ZM11 197V196H10ZM133 197V196H132ZM180 197V198H179ZM199 196H197L198 198ZM2 199V197H0ZM5 198V197H4ZM41 198V197H40ZM179 198V199H178ZM183 198V199H181ZM37 199V197H36ZM39 199V198H38ZM10 200V199H9ZM8 200V201H9ZM33 200V199H32ZM188 200V199H187ZM235 200V199H234ZM4 201V200H3ZM194 201L195 198H194ZM5 203V201H4ZM18 203V202H17ZM246 203V202H245ZM253 203V201H252ZM255 203V202H254ZM9 204V203H8ZM34 204V202L32 203ZM41 204V206H40ZM148 204V205H147ZM160 204H163L164 206H168L170 209V211L174 212L173 213V218L171 220V218L166 217L165 222L162 221V216L163 213H160ZM191 204V202H190ZM244 205V203H241ZM247 204V203H246ZM245 204V205H246ZM186 205V204H185ZM189 205V204H188ZM196 204L193 203L190 205L189 208V212H192L193 215L195 216L197 213V208L195 206ZM1 206V205H0ZM16 206V205H15ZM160 206V207H159ZM187 206V205H186ZM4 207V206H3ZM7 207V206H6ZM27 207V206H26ZM88 207V208H87ZM30 208V207H29ZM185 208V207H184ZM2 209V208H1ZM20 209V208H19ZM187 209V208H186ZM240 209V208H239ZM5 210V209H4ZM137 210V211H141L144 215V218L138 221L137 220H132L131 221V225L132 228L134 230V237L138 238V241H134L132 240V236L130 237V235L127 234L126 229H124V223L125 220L127 219V214H132V211ZM207 210V209H206ZM210 210V209H209ZM248 210V209H247ZM3 211V210H2ZM163 211V210H162ZM161 211V212H162ZM30 212V211H29ZM241 212V211H240ZM246 212V210H245ZM110 214L111 216V222L110 219L107 218L106 214ZM1 214V213H0ZM96 214H98L99 216L97 217ZM137 214V213H136ZM141 214V213H140ZM165 214V213H164ZM25 215V214H24ZM29 215V214H28ZM172 215V214H170ZM191 215V214H190ZM1 216V215H0ZM27 216V215H26ZM106 216V217H105ZM167 216V215H166ZM137 217V216H136ZM3 218V217H2ZM129 218V217H128ZM186 218V217H185ZM180 219V220H179ZM206 219V218H205ZM199 220V219H198ZM209 220V219H208ZM127 221V220H126ZM192 221V220H191ZM212 221V219H211ZM254 221V220H253ZM2 222V221H1ZM208 222V221H203V223ZM210 222V221H209ZM186 223V220H185ZM259 223V222H258ZM14 224V223H13ZM249 224V223H248ZM247 224V225H248ZM127 225V223H126ZM199 225V224H198ZM260 225V224H259ZM184 226V224H183ZM256 226V225H255ZM258 226V225H257ZM129 227V226H128ZM210 227V226H209ZM16 228V227H15ZM182 228V229H181ZM188 228V225H187ZM212 228V226H211ZM254 228V227H253ZM260 228V227H259ZM128 229V228H127ZM181 229V230H180ZM249 229V228H248ZM185 230V229H184ZM190 230V229H189ZM235 230V229H234ZM258 230V229H257ZM211 231V229H210ZM250 231V230H249ZM129 232V230H128ZM132 232V231H131ZM182 232V231H181ZM184 232V231H183ZM182 232V233H183ZM252 232V231H251ZM257 232V231H256ZM20 233V231H19ZM130 233V232H129ZM180 233V232H179ZM180 233V234H182ZM194 233V232H193ZM200 233L199 235H201V237L205 238L206 232H198ZM255 233V231H254ZM131 234V233H130ZM179 234V235H180ZM192 234V233H191ZM165 235V234H164ZM166 235V236H167ZM184 235V234H183ZM254 235V234H253ZM259 235V234H257ZM264 235V234H263ZM262 235V236H263ZM188 236V235H187ZM193 236V235H192ZM19 237V235H18ZM17 237V238H18ZM195 237V236H194ZM255 237V236H254ZM21 238V237H20ZM19 238V239H20ZM134 238V239H135ZM163 238V235H162ZM170 238V237H169ZM173 238V237H172ZM200 238V237H199ZM166 241V238H164ZM168 239V238H167ZM183 239V237H182ZM198 239V238H197ZM201 239V238H200ZM257 239V238H256ZM136 240V239H135ZM19 242V240H17ZM21 241V242H22ZM162 241V240H161ZM163 241V242H164ZM169 239L166 241L168 242ZM171 242V241H170ZM248 242V240L246 241ZM250 242V241H249ZM25 243V244H24ZM160 243V242H159ZM175 244V242H173ZM172 243V244H173ZM180 243V242H179ZM17 244V243H16ZM246 244V243H245ZM244 244V245H245ZM253 244V243H252ZM28 245V246H27ZM156 245V244H155ZM158 245V244H157ZM170 245V244H169ZM168 245V246H169ZM243 245V246H244ZM250 245V244H249ZM248 245V246H249ZM235 246V245H234ZM242 246V247H243ZM158 247H160V245H158ZM162 247V246H161ZM174 247V246H173ZM177 247V244L175 245V248ZM138 248V250L136 249ZM166 248V247H165ZM174 248V249H175ZM245 248V247H243ZM136 249V251H135ZM158 249V248H157ZM162 250V249H161ZM164 250V249H163ZM170 250V249H169ZM257 250V249H256ZM14 251V249H13ZM173 251V250H172ZM176 251V250H175ZM174 251V252H175ZM3 252V251H2ZM0 252V253H2ZM5 252V251H4ZM17 252V251H16ZM160 252V251H159ZM240 252V251H238ZM243 252V251H242ZM240 253L241 255H239V262L241 261L242 263H245V257L243 256V253ZM260 252V251H259ZM156 253V251H155ZM170 254V251L168 252ZM176 253V252H175ZM247 253V252H246ZM258 253V252H257ZM7 254V253H6ZM11 254V253H10ZM235 254V253H234ZM238 253L235 254V256ZM243 254V255H242ZM260 254V253H259ZM1 255V254H0ZM158 257L160 256L159 254H157ZM172 255V253H171ZM258 255V254H257ZM251 256V255H250ZM9 257V256H8ZM14 257V256H13ZM153 257V256H152ZM151 257V258H152ZM4 258V257H3ZM235 258V257H234ZM237 258V256H236ZM154 259V258H153ZM158 259V258H157ZM168 259V258H166ZM173 259V258H172ZM175 259V258H174ZM233 259V258H232ZM247 259V258H246ZM258 259V258H257ZM10 260V258H9ZM12 260V259H11ZM178 260V259H177ZM254 260V258H253ZM167 261V260H166ZM236 261V260H235ZM250 261V260H249ZM13 262V261H12ZM153 262V261H152ZM239 264H242V263ZM252 262V261H251ZM3 263V262H2ZM260 263V262H259ZM5 264V263H4ZM10 264V263H9ZM14 264V262H13ZM246 264V263H245Z\"/></svg>","mask_w":264,"mask_h":264}]
</instances>
